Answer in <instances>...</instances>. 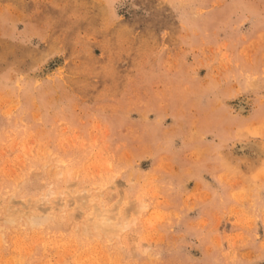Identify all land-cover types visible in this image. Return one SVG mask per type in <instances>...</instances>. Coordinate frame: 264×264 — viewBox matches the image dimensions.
<instances>
[{"label":"rangeland","instance_id":"obj_1","mask_svg":"<svg viewBox=\"0 0 264 264\" xmlns=\"http://www.w3.org/2000/svg\"><path fill=\"white\" fill-rule=\"evenodd\" d=\"M0 264H264V0H0Z\"/></svg>","mask_w":264,"mask_h":264},{"label":"bare ground","instance_id":"obj_2","mask_svg":"<svg viewBox=\"0 0 264 264\" xmlns=\"http://www.w3.org/2000/svg\"><path fill=\"white\" fill-rule=\"evenodd\" d=\"M35 214V213H34ZM44 214H46V213H44ZM38 215V214H37ZM41 215V214H40ZM43 215V214H42ZM42 215H41V217H39V216H34V217H32V215H30L29 217V219H30V223H31V225L33 224V223H35V224H37V223H41L42 222V220H44L45 219V217L44 218H42ZM11 216V215H10ZM10 216L9 215H7L6 217H7V220L9 219V220H11L12 221V218L10 219ZM13 217V216H12ZM32 217V218H31ZM42 218V219H41ZM52 218V217H51ZM28 219V220H29ZM53 220V219H52ZM14 221V220H13ZM46 221H48V220H46ZM25 222V221H24ZM104 223V222H103ZM27 224V223H26ZM88 225V224H87ZM97 226V225H96ZM103 226V225H102ZM107 226V225H106ZM31 227V226H30ZM94 227V226H93ZM109 227H111L112 228V226L110 225ZM97 228H100V227H98L97 226ZM111 228H109V229H111ZM97 230H99V229H97Z\"/></svg>","mask_w":264,"mask_h":264}]
</instances>
